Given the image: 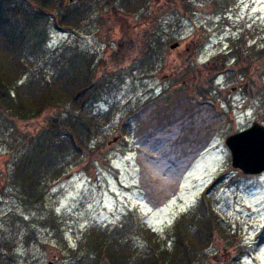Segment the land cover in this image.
Here are the masks:
<instances>
[{
  "label": "rangeland",
  "instance_id": "obj_1",
  "mask_svg": "<svg viewBox=\"0 0 264 264\" xmlns=\"http://www.w3.org/2000/svg\"><path fill=\"white\" fill-rule=\"evenodd\" d=\"M186 1L194 13L179 20L167 5L113 16L97 1L92 17L78 28L50 29L49 52L75 45L96 54L99 75L122 70L121 76L96 106L98 112L109 111L111 120L92 152L50 183L43 202L23 203L10 182L19 149L13 135L19 139L40 130L52 112L18 121L14 132L0 128L1 264H83L85 250L79 245L89 229L112 230L129 215H134L131 224L143 221L162 246L167 241L170 246L168 233L210 186L214 209L233 234L215 240L205 260L264 264V172L246 175L234 168L226 145L229 135L255 121L264 124V61L255 69L250 65L248 76H231L240 69L237 50L246 54L253 45L264 50V11H259L264 0H235L223 14L212 12L211 0ZM145 14H150L149 21L142 18ZM152 22L162 23L164 63L147 73H130V59L118 61L112 54L120 42L138 43L139 37L150 35ZM168 35L175 39L169 41ZM191 50L190 62L182 66L185 52ZM215 63L225 71L211 70ZM196 68L209 82L202 84L208 98L199 90ZM131 237L138 252L148 248L133 231ZM246 244L253 247L251 252L238 253V246Z\"/></svg>",
  "mask_w": 264,
  "mask_h": 264
},
{
  "label": "trees",
  "instance_id": "obj_2",
  "mask_svg": "<svg viewBox=\"0 0 264 264\" xmlns=\"http://www.w3.org/2000/svg\"><path fill=\"white\" fill-rule=\"evenodd\" d=\"M97 1L108 6L113 16L138 13L154 4L167 5L177 20L191 10L194 13L191 1L186 0H0V128L14 132L18 121L52 112L40 130L19 139L13 135V143L17 141L19 149L12 163L10 182L23 203L43 202L50 183L90 155L95 140L111 120L109 111L98 112L96 106L115 88L114 79L121 76L122 70L99 75L96 54L75 45L57 47L52 52L48 49L52 27L78 28L81 22L92 17ZM211 1L212 12L223 14L235 0ZM148 16L145 14L142 18L149 21ZM119 19L126 20L122 16ZM155 24H149L151 32L146 38H136L138 43L120 42L112 54L118 61L130 59L134 67L130 73L135 70L147 73L164 63L166 47L159 33L163 31L162 23ZM168 36L169 41L175 39ZM193 44L196 46V41ZM248 52L251 55L236 51L241 63L240 69L231 72L232 77L248 76L250 65L255 69L264 61V50L259 52L253 45ZM185 54L182 66L190 62L194 51ZM210 69L225 71L216 63ZM196 71L201 82L199 90L208 98L209 91L202 84L209 82L205 81L202 69L196 68ZM122 132H126V127ZM210 189L211 186L192 210L178 218L168 233L170 246L168 241L162 246L156 232L143 221L131 224L134 215H129L112 230L89 229L79 245V250H85L80 256L83 264L88 259L92 264H218L205 260L206 251L215 240L229 238L233 233L214 209ZM47 218L56 220L54 215ZM132 231L149 243L147 249L136 250ZM252 249L246 244L238 246L237 251L244 254ZM2 254L0 241V264ZM230 263L238 264L234 260Z\"/></svg>",
  "mask_w": 264,
  "mask_h": 264
},
{
  "label": "water",
  "instance_id": "obj_3",
  "mask_svg": "<svg viewBox=\"0 0 264 264\" xmlns=\"http://www.w3.org/2000/svg\"><path fill=\"white\" fill-rule=\"evenodd\" d=\"M178 42L171 45L175 48ZM232 166L246 175L264 172V124L255 121L252 126L226 138Z\"/></svg>",
  "mask_w": 264,
  "mask_h": 264
},
{
  "label": "snow or ice",
  "instance_id": "obj_4",
  "mask_svg": "<svg viewBox=\"0 0 264 264\" xmlns=\"http://www.w3.org/2000/svg\"><path fill=\"white\" fill-rule=\"evenodd\" d=\"M259 11H264V8L260 9ZM73 247H75V244H73ZM260 259L264 260V254L261 255Z\"/></svg>",
  "mask_w": 264,
  "mask_h": 264
}]
</instances>
